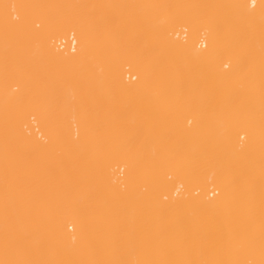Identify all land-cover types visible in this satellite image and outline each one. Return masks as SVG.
Wrapping results in <instances>:
<instances>
[{
	"label": "bare ground",
	"instance_id": "bare-ground-1",
	"mask_svg": "<svg viewBox=\"0 0 264 264\" xmlns=\"http://www.w3.org/2000/svg\"><path fill=\"white\" fill-rule=\"evenodd\" d=\"M0 264H264V0H0Z\"/></svg>",
	"mask_w": 264,
	"mask_h": 264
}]
</instances>
